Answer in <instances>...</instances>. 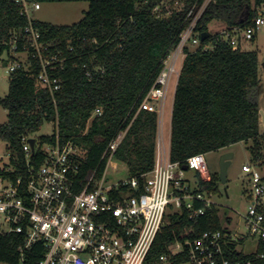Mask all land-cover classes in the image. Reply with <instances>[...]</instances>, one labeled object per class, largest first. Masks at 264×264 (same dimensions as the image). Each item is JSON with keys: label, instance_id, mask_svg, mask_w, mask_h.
<instances>
[{"label": "trees", "instance_id": "16d2710c", "mask_svg": "<svg viewBox=\"0 0 264 264\" xmlns=\"http://www.w3.org/2000/svg\"><path fill=\"white\" fill-rule=\"evenodd\" d=\"M28 1H88L89 9L78 22L69 25L33 19L46 44L62 50L70 44L74 51L67 53L71 61L58 71L60 88L54 93L37 88L36 64H32L31 71L17 69L9 74V91L0 97V105L8 110V120L0 124V140L22 161V136L39 131L45 123L53 121L61 142L75 139L86 150L75 180V191L79 192L97 166L98 177L101 176L107 162V158L102 159L103 153L115 135L130 125L115 157L127 166L129 176L138 178L142 185L143 175L155 164L159 119L155 112L138 111L139 103L153 85L163 56L178 41L189 10L204 0ZM262 3L264 0L209 3L198 26L201 32H208V37L200 47L188 52L175 91L170 141L173 161L184 165L192 155L251 140L253 163L259 167L264 164L258 52L234 50L221 32L209 31L213 20L223 22L227 30L247 28ZM21 11L22 5L15 0H0L2 37L8 38L12 30L28 25L29 18ZM206 44L213 46L204 48ZM4 48L0 49V60H4ZM75 61L78 66L73 65ZM97 107L102 108V114L92 119L86 134L80 135ZM41 138L50 140L48 136ZM42 161L43 155L35 157L37 166ZM197 178L201 191L218 190V174H212L209 181L200 175ZM129 191L130 186L125 185L113 188L110 193L118 197ZM219 212L213 206L195 219H189L182 211L169 214V222L157 235L148 261H155L169 242L222 228ZM18 245L17 235L0 239V263L17 261ZM28 254L35 264L42 250L37 245Z\"/></svg>", "mask_w": 264, "mask_h": 264}, {"label": "built area", "instance_id": "2783aa9c", "mask_svg": "<svg viewBox=\"0 0 264 264\" xmlns=\"http://www.w3.org/2000/svg\"><path fill=\"white\" fill-rule=\"evenodd\" d=\"M15 1L22 5L21 13L28 16L29 23L12 30L8 38L0 32L7 71H31L32 64H36L37 88L54 93L60 88L58 71L71 61L67 53L74 47L68 44L66 50L53 49L43 41L41 29L31 15L42 2ZM211 1L196 3L189 10L178 41L163 56L153 85L139 103L138 111L155 112L159 119L155 164L143 175L142 185L138 178L130 176L109 183V171L123 165L115 153L130 125L115 135L103 153L102 159L107 158V162L101 176L97 166L79 192L75 191V180L86 150L75 139L61 142L58 131L46 135L50 137L47 141L34 133L24 134L22 161L17 153L10 155L7 162L0 160V239L19 237L17 261L0 264H32L28 253L37 245L42 255L35 264H264V174L252 163L242 167L250 187L245 188L247 210L239 213L237 222L227 217L228 224L220 229L169 242L155 261H148L157 235L169 222V214L182 211L195 219L209 208L218 207L214 201L218 190L201 191L198 178L192 182L186 177L192 169L203 180L211 179L206 154L189 157L184 164L188 170H184V165L171 159L170 146L160 131L171 83L175 78L178 82L188 52L202 45L198 26ZM263 24L264 3L257 8L250 26L225 29L222 38L234 50L242 49V43L251 41ZM212 46L206 44L204 48ZM73 65L79 64L75 61ZM83 67L90 77L87 64ZM101 114L102 108L97 107L80 135L86 134L92 119ZM31 138L35 139L34 148ZM40 154L43 161L37 166L35 157ZM125 185L131 191L118 197L111 195L113 188Z\"/></svg>", "mask_w": 264, "mask_h": 264}, {"label": "rangeland", "instance_id": "374dc122", "mask_svg": "<svg viewBox=\"0 0 264 264\" xmlns=\"http://www.w3.org/2000/svg\"><path fill=\"white\" fill-rule=\"evenodd\" d=\"M170 5H167V8ZM89 9L88 1H73V2H42L41 8L32 11V17L42 22H49L58 25H69L78 22L85 11ZM225 24L218 20H213L209 23V31L217 33L225 28ZM255 40L245 41L242 43L243 50H256L259 59V73L261 78V86L259 88V102L263 114H261V128L264 131V24L256 33ZM176 84V78L173 79L170 87V92L167 100L166 111L163 120V127L160 131L168 142L171 126V108L172 95ZM9 91V72L7 71V63L0 60V97L5 96ZM8 120V110L0 105V124ZM57 132L56 124L51 121L43 125V127L34 132V136L40 138L41 136L53 135ZM252 141H240L231 147L212 151L206 154V161L211 174H218L220 178V159L223 153L232 151L234 156L228 167L227 180L218 181V195L214 197V201L218 204L220 213L222 215V222L226 226L228 224L227 217H231L234 223L240 219L239 213H244L247 210L248 199L245 188H249L248 175L243 171V165L253 163L251 145ZM13 154L12 149L5 141L0 140V160L7 162L10 155ZM255 162V161H254ZM262 173L264 174V164H259ZM129 177L128 168L119 165L117 170L109 171V183L117 182L121 179ZM186 177L190 178L192 182L195 181L197 175L195 171L190 169L186 172Z\"/></svg>", "mask_w": 264, "mask_h": 264}, {"label": "water", "instance_id": "95a60500", "mask_svg": "<svg viewBox=\"0 0 264 264\" xmlns=\"http://www.w3.org/2000/svg\"><path fill=\"white\" fill-rule=\"evenodd\" d=\"M208 37V32H202L201 39L204 41ZM32 148H34V143L35 139L31 138L30 139ZM234 156L232 151H227L222 154L221 159H220V179L222 182H226L227 180V172H228V167L231 163V159ZM184 170H188V166L184 165L183 166Z\"/></svg>", "mask_w": 264, "mask_h": 264}, {"label": "crops", "instance_id": "0c3cea01", "mask_svg": "<svg viewBox=\"0 0 264 264\" xmlns=\"http://www.w3.org/2000/svg\"><path fill=\"white\" fill-rule=\"evenodd\" d=\"M226 29V27L222 30L224 31ZM220 31V32H222ZM177 81H176V84H175V87H174V90H173V95H172V108H171V111H173V104H174V97H175V91H176V87H177ZM170 92V91H169ZM171 122H172V114H171ZM170 141H171V126H170V134H169V139H168V144L170 146Z\"/></svg>", "mask_w": 264, "mask_h": 264}]
</instances>
